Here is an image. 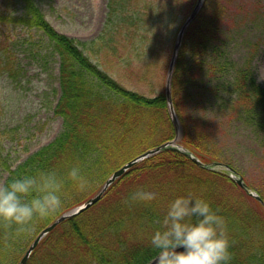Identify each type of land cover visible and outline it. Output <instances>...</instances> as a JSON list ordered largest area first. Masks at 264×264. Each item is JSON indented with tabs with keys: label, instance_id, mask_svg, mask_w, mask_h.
Instances as JSON below:
<instances>
[{
	"label": "trees",
	"instance_id": "trees-1",
	"mask_svg": "<svg viewBox=\"0 0 264 264\" xmlns=\"http://www.w3.org/2000/svg\"><path fill=\"white\" fill-rule=\"evenodd\" d=\"M175 1L184 21L194 6L187 14L183 6L189 0H172L158 12L152 0H111L105 28L89 41H77L58 31L35 0H2L5 7L14 2L20 9L7 12L0 5V28L18 26L37 32L38 54L41 45L42 50L47 45L57 59L59 97L54 115L63 124L47 145L14 168L6 166L3 184L39 169H54L66 178V196L62 209L49 218L35 219L28 231L20 232L15 224L0 221V264H17L41 229L92 197L124 163L173 138L164 88L159 86L158 91L156 87L160 60L168 66L172 53L169 56L161 39V31L170 27L164 26L163 16L172 11ZM206 2L210 0H204L183 35L171 80L183 150L167 147L132 166L96 204L44 236L26 264H149L158 251L150 245L152 232L161 227L170 201L189 192L207 199L225 217L230 264H264V195L255 191L259 202L238 187L226 169L203 167L189 157L193 155L205 165L231 167L216 152L205 125L188 114L190 92L199 88L205 65L211 74L227 79L214 89L223 93L220 100L226 118L250 129L264 146V89L247 61L237 66L218 53L227 6ZM169 17L166 24L175 21ZM6 36L0 34V73L13 75L15 57ZM124 78L131 85H141L142 91L123 85L119 80ZM74 164L91 181L86 190L76 189L67 179ZM139 183L158 184L161 191L157 197L129 202Z\"/></svg>",
	"mask_w": 264,
	"mask_h": 264
},
{
	"label": "rangeland",
	"instance_id": "rangeland-1",
	"mask_svg": "<svg viewBox=\"0 0 264 264\" xmlns=\"http://www.w3.org/2000/svg\"><path fill=\"white\" fill-rule=\"evenodd\" d=\"M35 1L58 31L77 41H89L100 34L105 28L112 5L111 0ZM171 1L152 0V5L158 12ZM195 1L189 0L183 6L187 7V14ZM211 2L226 5L228 11L221 26L218 53L227 56L237 66L247 61L256 82L264 89V0H210L206 4ZM0 5L7 12L20 9V5L14 6V2L5 7L0 0ZM177 5L175 1L172 11L163 16L164 26L170 25L169 29L167 27L161 31L163 47L169 56L176 31L185 17ZM171 15L175 21L166 24ZM0 34L5 38L6 34L9 35L8 42L15 57L14 74L0 73V184H3L8 175L6 166L14 168L28 155L47 145L62 131L63 124L61 118L54 115L59 97L56 57L50 54L47 45L42 50L43 44L38 54V46L34 43H37L39 34L35 31L18 26H1ZM162 60L156 90L159 86L160 89L164 88L167 64L165 66ZM201 76L199 88L190 92L188 114L205 125L213 137L212 145L216 152L230 163L238 175H242L245 183L254 190L251 192L257 191L264 195V146L260 137L239 122L226 118L220 100L223 93L219 91L217 94L214 89L223 81L227 83V79L211 74L207 65ZM119 81L142 91L139 88L141 85H131L125 78ZM237 190L241 191L240 188ZM149 264H154V259Z\"/></svg>",
	"mask_w": 264,
	"mask_h": 264
},
{
	"label": "clouds",
	"instance_id": "clouds-1",
	"mask_svg": "<svg viewBox=\"0 0 264 264\" xmlns=\"http://www.w3.org/2000/svg\"><path fill=\"white\" fill-rule=\"evenodd\" d=\"M67 179L81 191L91 183L78 164L68 169ZM65 184L66 178L54 169H39L0 184V221L15 224L20 232L30 230L35 219L49 218L62 209ZM160 191L158 184L139 183L129 202L157 197ZM160 223L150 236L151 247L158 250L154 264H230L226 219L204 197L191 192L176 196Z\"/></svg>",
	"mask_w": 264,
	"mask_h": 264
},
{
	"label": "water",
	"instance_id": "water-1",
	"mask_svg": "<svg viewBox=\"0 0 264 264\" xmlns=\"http://www.w3.org/2000/svg\"><path fill=\"white\" fill-rule=\"evenodd\" d=\"M203 3H204V0H196L192 10L190 11V13L186 17V19L181 24V26H180L177 34H176V37H175L171 57H170V60H169L168 66H167V70H166V74H165L164 92H165V96H166V100H167L169 117H170L171 123H172L173 128H174L173 138L171 140H168V141H166V142H164V143H162L156 147H153V148L143 152L142 154H140V155L132 158L131 160L127 161L126 163H124L121 167H119L118 169H116L115 171H113L111 173V175L105 180L103 185L99 188V190L92 197H90L85 202L81 203L80 205L75 206V207L67 210L63 214L59 215L49 225H47L43 229H41L40 232L36 235V237L29 244L27 250L25 251V253L23 254V256L21 257V259L19 260V262L17 264H26L30 254L32 253L34 248L38 245V243L40 242V240L44 236H46L50 231H52L59 223H61L65 219L77 216V215L81 214L82 212H85L86 210H88L94 204H96L99 201V199L101 198L102 194L107 190V188L116 179H118L120 176H122L128 169H130L132 166L136 165L140 161H142V160H144L150 156H153V155L159 153L162 149L167 148V147L175 146L178 149L183 150L182 146L179 145V142L181 140V125H180V121H179V119H178V117L174 111V108H173V103H172V98H171V80H172V74H173L175 62H176V59H177V56H178V53H179V50L181 47L183 35H184L187 27L190 25L192 20L198 14ZM189 157L191 158V160L194 163L201 165L203 167H208L210 169H216V168L226 169L229 172L232 179L235 181V183L240 188L246 190L250 196L254 197L259 202H262L261 198L256 193H252L251 190H249L247 188V185L244 182L243 178L240 175H238L233 168H231L229 166H225L221 163H213V164L205 165L195 156L189 155Z\"/></svg>",
	"mask_w": 264,
	"mask_h": 264
}]
</instances>
